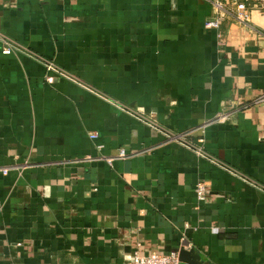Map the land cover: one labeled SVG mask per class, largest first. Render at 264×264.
Returning a JSON list of instances; mask_svg holds the SVG:
<instances>
[{
  "label": "crops",
  "instance_id": "1",
  "mask_svg": "<svg viewBox=\"0 0 264 264\" xmlns=\"http://www.w3.org/2000/svg\"><path fill=\"white\" fill-rule=\"evenodd\" d=\"M210 15L205 0H0V40L20 49L0 41V264L183 244L203 264H264V17L216 31Z\"/></svg>",
  "mask_w": 264,
  "mask_h": 264
},
{
  "label": "built area",
  "instance_id": "2",
  "mask_svg": "<svg viewBox=\"0 0 264 264\" xmlns=\"http://www.w3.org/2000/svg\"><path fill=\"white\" fill-rule=\"evenodd\" d=\"M208 2L211 8V15L204 21L205 29H213L219 31L221 26L225 22H232L240 26L254 29L253 23L254 16L264 17V0H205ZM221 39V36H219ZM2 42V54L10 55L13 51H20V49L14 46L12 43L6 40H0ZM32 59H36L33 55ZM46 68L58 74L60 71L56 70L51 65L46 64ZM49 82L51 78L47 79ZM258 103L264 102V96L258 99ZM229 113H220L216 116L217 121H224ZM91 139H96L97 135H91ZM168 139H171L167 136ZM130 157L125 151H120L116 158L123 159ZM112 159H109L111 162ZM8 169L1 170V173L6 175ZM197 196L200 200L204 196V187L199 184L196 189ZM129 264H182L179 261L178 252H172L170 254L150 253L141 254L135 253Z\"/></svg>",
  "mask_w": 264,
  "mask_h": 264
},
{
  "label": "water",
  "instance_id": "3",
  "mask_svg": "<svg viewBox=\"0 0 264 264\" xmlns=\"http://www.w3.org/2000/svg\"><path fill=\"white\" fill-rule=\"evenodd\" d=\"M188 245L183 244L178 253L179 261L182 264H203L201 258L195 253L193 249H187Z\"/></svg>",
  "mask_w": 264,
  "mask_h": 264
}]
</instances>
